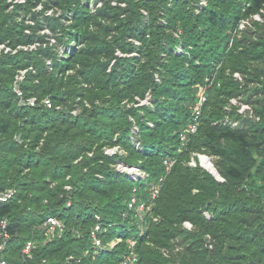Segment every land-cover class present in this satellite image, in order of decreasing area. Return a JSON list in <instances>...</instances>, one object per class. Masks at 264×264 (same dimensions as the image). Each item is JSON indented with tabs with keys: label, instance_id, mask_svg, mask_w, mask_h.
I'll return each instance as SVG.
<instances>
[{
	"label": "trees",
	"instance_id": "1",
	"mask_svg": "<svg viewBox=\"0 0 264 264\" xmlns=\"http://www.w3.org/2000/svg\"><path fill=\"white\" fill-rule=\"evenodd\" d=\"M192 1L104 0L94 11L97 0H0V43L15 50L39 42L0 55V190L16 189L0 202L8 264L22 263L30 238V264H119L131 236L140 264H264V86H250L264 84V0H207L199 11ZM55 7L60 14H45ZM243 19L251 25L237 29ZM29 66L21 85L36 104L13 89L17 69ZM202 88L198 128L179 151ZM47 95L52 107L40 103ZM78 95L90 104L78 115L58 108ZM239 96L254 117L228 109ZM228 114L240 126L220 121ZM192 151L215 156L223 180L187 164ZM167 156L175 162L139 233L128 201L135 186L149 199ZM119 162L143 175L132 179ZM50 215L65 227L48 238ZM96 221L103 246L84 254ZM176 244L183 249L174 252Z\"/></svg>",
	"mask_w": 264,
	"mask_h": 264
},
{
	"label": "built area",
	"instance_id": "2",
	"mask_svg": "<svg viewBox=\"0 0 264 264\" xmlns=\"http://www.w3.org/2000/svg\"><path fill=\"white\" fill-rule=\"evenodd\" d=\"M14 1L15 2L16 1L25 2L26 0H14ZM207 2H208L207 0H194L196 11H199L200 9H202L207 4ZM123 4L125 3L123 2ZM144 13H147V11L144 10ZM253 18L256 20H261L260 13H255L253 15ZM249 25H251V20L243 19L240 21L237 29H240V30L247 29ZM36 46L37 44L35 42L34 44L31 43L25 46L18 45L15 50H12L11 47L6 44L3 45V48L5 52H8L10 50L15 52L17 49H20V48L31 50V49H34ZM32 68L33 66H29L26 68H21L16 72L15 79L13 82L14 83L13 89L21 100L26 101L29 104H36L38 103V98L35 95L28 97L27 100L24 99L25 93L21 85L22 82L27 79L28 73L30 69ZM205 100H206V95L204 92H201L199 96V101L194 107V114H193L192 122L188 126L183 128L179 134L180 140L182 143L181 147L179 148V151H183L186 148L189 135L196 132L198 125H199V119L202 113L203 103ZM40 103L44 104L47 107H52L53 105V101L49 95L43 97L40 100ZM200 157H201V154L199 155V160H200ZM174 162H175V159L171 156H167L164 159V163L166 165V172L164 175L160 176V178L151 185L148 200L140 199L138 197L137 187L135 186L133 188L131 198L128 201V207L131 209L132 208L135 209L136 214L141 220L138 225L139 230H140L139 233H142L145 229V225L143 221L145 219L147 212L151 209V205L153 202L152 199L156 198L159 195L162 185H163V181L165 180V176L171 170ZM190 164L197 165L195 158L190 161ZM118 168L123 171H126L132 179H137L139 176L143 175V171L141 170V168L136 165H127V164L121 163V164H118ZM15 193H16L15 188H10V190L6 192H0V202L7 201L12 196H14ZM206 215L210 217L209 213H206ZM95 217L98 219L99 215L96 214ZM45 224L47 225V228L45 229V233L47 234L48 238L52 237L55 234V232H59V234H61L65 227V224L60 218L56 216H52V215L47 217V219L45 220ZM185 224L188 227L192 226V224L189 221H186ZM8 225H9V220L7 216L0 218V264H8L6 253L8 251V247H9V243L11 239V233L8 229ZM103 230L104 228L100 221H96L90 227L89 237H90L93 248L85 249L84 254H88V253L90 254L91 252L95 254L96 252H98L99 248L103 246V238L101 236V233ZM34 246H35V240L32 238L28 239L25 242L24 246L21 248V261H22L21 264H30L29 260L33 256ZM79 259L80 258L76 259L75 256L71 255L69 256L68 260L69 261L73 260L74 262V261H79ZM119 264H140V254L137 249V238L135 236H131L127 239V249H126V252L123 254V257L120 260Z\"/></svg>",
	"mask_w": 264,
	"mask_h": 264
},
{
	"label": "rangeland",
	"instance_id": "3",
	"mask_svg": "<svg viewBox=\"0 0 264 264\" xmlns=\"http://www.w3.org/2000/svg\"><path fill=\"white\" fill-rule=\"evenodd\" d=\"M103 1L104 0H97V2H93L92 4H91V7L94 9V11L100 6V5H102V3H103ZM172 1L173 0H168V3H172ZM193 2V4H194V0L192 1ZM113 3H116V1H114ZM43 8V3L42 2H40L35 8H33V9H37V10H41ZM54 9L55 10H57V14H60V12H61V8H57L56 9V7L55 8H50V9H47L46 11L47 12H45V14H52L53 12H54ZM251 29H253V28H251ZM42 31L43 32H46L47 33V37H46V39L47 40H49L50 41V43L51 42H54L55 41V34H53V32L50 30V28L48 27V25L47 24H43V29H42ZM5 43H0V55H1V53H2V51L4 52L5 50H4V48H3V45H4ZM32 44H34V43H32ZM36 44L38 45L39 44V42H36ZM180 46L177 48V50H180ZM59 49H61V50H64L65 48L63 47V46H59ZM44 59L45 60H47V63H48V65H49V67H50V69H51V59H49V58H46V57H44ZM21 69V68H20ZM19 69H17V71H18ZM234 75L236 76V77H238V79H240L241 81H244V75L241 73V72H239V71H235L234 72ZM159 78V77H158ZM250 86L251 87H256V86H264V84L261 82H251L250 83ZM205 88V87H204ZM204 88H202L201 89V92H204ZM200 92V93H201ZM200 95V94H199ZM255 98H257L256 96H254ZM232 105V106H231ZM85 106H90V104H89V102L87 101V100H84V102L82 103V100H81V96L80 95H78V96H76L73 100H71L67 105H63V104H58V108L59 109H61V110H64L65 112H70V113H72V114H74V115H78L79 113H81L82 111H84V108H85ZM228 107V109H232V108H234V109H236V111H237V113H239V114H241L242 116H244V115H248V116H251V117H254V114H253V108H252V104L251 103H247V102H245L243 99H242V96H239V97H236V98H231L230 99V105L229 106H227ZM235 116V115H234ZM234 116H232V114H228V117H225L224 119H221L220 121H222V122H224V121H228V122H230V124L231 125H233V126H240V123H239V120L238 119H236ZM103 149H104V152H106V153H109V154H113V153H115V152H120V153H122V148L120 147V146H118V145H115V146H104L103 147ZM202 155V154H205L206 156H209V158L212 160V162H213V164H215V166H216V162H215V160H216V157L215 156H210V155H208L207 153H204V152H199V151H192L191 152V154H190V158H189V160H187L188 161V163L187 164H189V165H191V166H197L198 168H200L202 171L203 170H205V171H208V172H210L207 168H205L202 164H201V162H200V160H199V155ZM195 158V160H196V162H197V165H193V164H190V161L192 160V159H194ZM122 162H119V163H115L114 165L118 168V164H121ZM123 164V163H122ZM128 165V164H127ZM211 173V172H210ZM221 175V174H220ZM221 177V176H220ZM219 180H223V177H221ZM10 190V188H4V189H1L0 190V192H6V191H9ZM207 213V212H206ZM209 213V212H208ZM211 216V215H210ZM191 223V222H190ZM184 225L188 228V229H191L192 228V226L191 227H188L185 223H184ZM207 238H208V241H209V248H212L213 247V242H212V239H211V236H209V235H207ZM183 248H182V246H180V245H175V247H174V252H177L178 250H182ZM169 251H171V250H168V249H165V253L166 254H169Z\"/></svg>",
	"mask_w": 264,
	"mask_h": 264
},
{
	"label": "bare ground",
	"instance_id": "4",
	"mask_svg": "<svg viewBox=\"0 0 264 264\" xmlns=\"http://www.w3.org/2000/svg\"><path fill=\"white\" fill-rule=\"evenodd\" d=\"M200 162L201 164L207 168L215 177H220L219 173L216 171V169L214 168V165L212 163V161L209 159V156L206 155H201L200 157Z\"/></svg>",
	"mask_w": 264,
	"mask_h": 264
},
{
	"label": "water",
	"instance_id": "5",
	"mask_svg": "<svg viewBox=\"0 0 264 264\" xmlns=\"http://www.w3.org/2000/svg\"><path fill=\"white\" fill-rule=\"evenodd\" d=\"M220 176H221V175H220ZM216 178H217V179H220L221 177H219V178H218V177H216Z\"/></svg>",
	"mask_w": 264,
	"mask_h": 264
}]
</instances>
